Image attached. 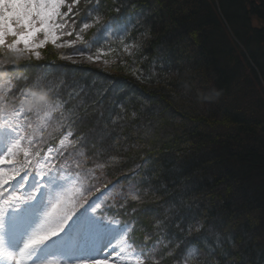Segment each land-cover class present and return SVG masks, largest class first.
I'll return each mask as SVG.
<instances>
[{
	"label": "trees",
	"instance_id": "trees-1",
	"mask_svg": "<svg viewBox=\"0 0 264 264\" xmlns=\"http://www.w3.org/2000/svg\"><path fill=\"white\" fill-rule=\"evenodd\" d=\"M114 3L127 33L89 29L88 44L75 46L83 54L58 47L61 38L10 74L18 109L41 97L61 108L28 116L35 131L7 176L65 164L83 201L104 200L95 219L103 232L127 224L121 237L149 253L148 264H264V0H100L102 19ZM95 4L79 0L82 22ZM11 58L0 49V60ZM241 58L249 63L238 84ZM20 183L24 200L31 181ZM172 208L202 225L186 262L169 255L179 243Z\"/></svg>",
	"mask_w": 264,
	"mask_h": 264
},
{
	"label": "snow or ice",
	"instance_id": "snow-or-ice-1",
	"mask_svg": "<svg viewBox=\"0 0 264 264\" xmlns=\"http://www.w3.org/2000/svg\"><path fill=\"white\" fill-rule=\"evenodd\" d=\"M62 9L66 10L62 11ZM92 10L97 14L94 17H87L90 22H82L79 0H71L68 4L65 3V0H0V49L14 54V58L0 60V79H3V83H0V136L3 135L5 129L14 133L6 147L0 148V151L6 149V154L19 151L24 140L28 139V134L35 131L28 120L30 114H39L44 111V119H47L61 108V105L55 100L49 101L43 97L39 100L29 101L27 109H24L23 105L19 109L17 108L14 98L19 86L13 83L15 77L10 74L17 70L24 53H31L39 59L40 53L37 49L42 48L49 42L57 44V41L63 37V45H57L58 47H69L83 54L87 49L75 46L88 44L84 36L87 30L96 28L97 31H103L111 35L129 31L131 22L129 21L128 24L120 22L122 16L126 19V14L122 13V6L118 3L113 5L115 15H109L103 19L100 13V0H96L95 7ZM130 48L131 45H124L125 51ZM101 55L102 53L88 55L87 60L89 62L99 60ZM52 95L55 96V94ZM10 97L13 98L12 101H10ZM61 143L64 142L61 141ZM28 155L27 152L24 153L25 158ZM8 163H11V161H8ZM45 165V168L35 172L29 171L30 166L25 167L16 172L15 175L0 180V259L15 260V264H36L37 261L33 258L39 247L51 237L61 233L77 211L73 208L71 212L60 216L57 227L54 229L40 230L35 227L23 240L22 244H10L8 242V237L5 235L8 230L7 222L10 217L14 222L17 220V210L23 204L35 202L47 193L52 209L55 210L63 203L66 186L69 182L78 181V176L66 172L62 166L52 164L51 167H48L47 160ZM21 172L24 174L21 175ZM37 176L39 179L36 178ZM16 177H19L20 180H17ZM21 180L31 181V195L23 201L15 194L16 184H19L20 189L25 188V184L20 183ZM107 191L108 188L105 187L103 192ZM103 192L101 195H103ZM94 197L93 203H95L99 197L93 196L82 201L79 208ZM53 201L55 202L53 203ZM176 203L179 204L178 201ZM101 207V204L96 203L95 207L91 208V212L95 214ZM180 210V208L170 209L173 212L172 219L179 220L180 223L176 224L178 230L176 238L179 243L176 249L169 252V255H172V258L178 262L181 259L186 262L190 256L198 251L195 247L189 246L195 235L202 231V225L199 221H194V218L185 221L177 215ZM50 215L51 213L46 211L43 219ZM103 219L105 220L104 216ZM109 222L111 223V221ZM185 223H187V227H185ZM128 228L129 226L125 224L121 230L111 236L103 249L109 255L116 253V259L111 264H121L122 252H118L117 249L120 242L127 244V241L122 240L121 233L126 235ZM90 229L93 238L99 241L104 230L98 225H90ZM118 237H121V241L113 244V241L117 240ZM9 249H12V251H9ZM16 249H18V253L15 251ZM134 254L137 256L136 264H148L150 261V254L143 250ZM92 264H110V262L108 259H92Z\"/></svg>",
	"mask_w": 264,
	"mask_h": 264
},
{
	"label": "rangeland",
	"instance_id": "rangeland-1",
	"mask_svg": "<svg viewBox=\"0 0 264 264\" xmlns=\"http://www.w3.org/2000/svg\"><path fill=\"white\" fill-rule=\"evenodd\" d=\"M250 21L252 26H257L259 24L257 21H255V19L251 18ZM233 30L234 29H231L232 33ZM37 51H39V49H37ZM25 54L27 53H24L23 55ZM75 58L87 60V57L85 56ZM238 62L239 67L237 66L236 69L238 70L236 77L238 82L236 83L243 84V80L241 78L243 75L246 76L245 73L248 69L247 65L249 62L244 58L239 59ZM239 68L242 70H239ZM10 139L11 138L7 137L6 135L0 136V148L6 147ZM30 139L31 135L28 134V139L24 140L17 153L6 154V149L4 151H0V180H5L7 177H9L7 176V170L11 168L13 163L9 166L7 165V161L13 160L16 158L19 152H23L26 149L25 146L29 145ZM50 155L52 154L49 153V156ZM8 166L9 168H5ZM59 166L64 168L65 164H61ZM36 178L39 179L38 176ZM27 193L26 191L20 192L23 198H27ZM15 194L18 196V193ZM84 198L85 195L82 191V187L80 185L75 186L74 182H72L66 186L63 203L55 210L52 209V205L49 202L47 193H45L41 199L35 202L22 205L21 208L17 210V220L14 222L10 217L7 222L8 230L6 231L5 235L8 237V242L10 244H22L23 240L35 227L40 230H50L56 228L59 222V217L71 212L73 208H75L77 210L76 213L65 226L63 231L57 236L51 237L39 247L35 257L33 258L35 261H37L36 264H92V259H108L111 264V262L116 259V253H111V255H109L108 253L104 252L103 249L111 236L117 232H103L101 239L97 241L93 238L90 229V225H98L101 229H103L99 222L95 221L97 215L96 213L94 214L91 212V208L95 207L96 203H100L102 205L104 200L100 199L95 203L92 201V207L89 205V208L86 209L85 213L82 215V218L80 215L84 209V206L81 208L79 207ZM54 202L55 201H53V203ZM46 211L50 212L51 215L43 219ZM122 240H125L124 236H122ZM118 241H121L120 237H118L117 240H114L113 244H116ZM9 251H12V249H9ZM15 251L18 253V249ZM117 251L122 252V256L120 257L121 264H136L137 256L134 253L138 252L132 249L130 245L128 246L127 244L120 242V246ZM0 264H15V260H9L7 258L0 259Z\"/></svg>",
	"mask_w": 264,
	"mask_h": 264
}]
</instances>
